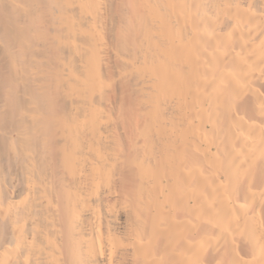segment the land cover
Returning a JSON list of instances; mask_svg holds the SVG:
<instances>
[{
    "label": "bare ground",
    "instance_id": "obj_1",
    "mask_svg": "<svg viewBox=\"0 0 264 264\" xmlns=\"http://www.w3.org/2000/svg\"><path fill=\"white\" fill-rule=\"evenodd\" d=\"M0 264H264V0H0Z\"/></svg>",
    "mask_w": 264,
    "mask_h": 264
}]
</instances>
